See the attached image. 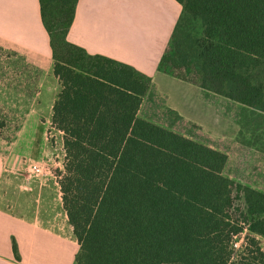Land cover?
Listing matches in <instances>:
<instances>
[{
  "label": "trees",
  "instance_id": "1",
  "mask_svg": "<svg viewBox=\"0 0 264 264\" xmlns=\"http://www.w3.org/2000/svg\"><path fill=\"white\" fill-rule=\"evenodd\" d=\"M38 1L75 264H264V192L225 176L224 152L139 116L151 78L66 39L77 0ZM176 1L158 69L264 112V0Z\"/></svg>",
  "mask_w": 264,
  "mask_h": 264
},
{
  "label": "crops",
  "instance_id": "2",
  "mask_svg": "<svg viewBox=\"0 0 264 264\" xmlns=\"http://www.w3.org/2000/svg\"><path fill=\"white\" fill-rule=\"evenodd\" d=\"M181 8L176 0H77L66 39L87 54L114 59L149 76L151 87L158 73H165L158 69V64ZM0 42L30 56L39 74L29 104L35 109L27 114L31 129L28 133L23 130L24 135L21 132L15 142L2 147L0 152V264H75L79 245L62 207L58 178L23 177L18 186L31 199L23 207L8 199L3 187L12 176L22 175L24 158L48 154L44 124L51 123L52 105L60 84L52 73V51L38 0H0ZM50 75L55 83L45 102L50 112L44 115L42 87ZM59 169L62 172L63 166ZM13 241L18 258L12 249Z\"/></svg>",
  "mask_w": 264,
  "mask_h": 264
},
{
  "label": "rangeland",
  "instance_id": "3",
  "mask_svg": "<svg viewBox=\"0 0 264 264\" xmlns=\"http://www.w3.org/2000/svg\"><path fill=\"white\" fill-rule=\"evenodd\" d=\"M34 68L30 56L0 42V120L4 121L0 129V152L2 147L15 142L21 132L24 135L23 130L28 133L31 129L27 114L35 109L29 104L39 78ZM54 83V77L50 75L42 87L44 115L50 112L45 102ZM139 116L224 152L227 155L224 175L264 192V173L260 172V169L264 170V112L223 101L214 94L159 72L143 97ZM44 126L48 154L24 158L22 175L12 176L3 186L5 196L22 207L31 200L18 186L28 174L27 163L42 161L56 176L63 166L61 133L50 122H45Z\"/></svg>",
  "mask_w": 264,
  "mask_h": 264
},
{
  "label": "built area",
  "instance_id": "4",
  "mask_svg": "<svg viewBox=\"0 0 264 264\" xmlns=\"http://www.w3.org/2000/svg\"><path fill=\"white\" fill-rule=\"evenodd\" d=\"M27 175L25 176L26 179H31V178H46L48 176L53 177V178H59V176L54 175L47 167L46 164L42 161H31L27 163ZM239 239V240H237ZM242 242V236L240 238H236L233 245L234 248H239L240 244Z\"/></svg>",
  "mask_w": 264,
  "mask_h": 264
}]
</instances>
